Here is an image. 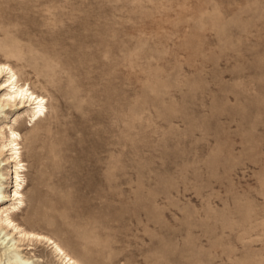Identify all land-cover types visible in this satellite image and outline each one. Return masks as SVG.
<instances>
[{"label": "rangeland", "instance_id": "374dc122", "mask_svg": "<svg viewBox=\"0 0 264 264\" xmlns=\"http://www.w3.org/2000/svg\"><path fill=\"white\" fill-rule=\"evenodd\" d=\"M0 61L47 99L0 109L25 228L80 264H264V0H0Z\"/></svg>", "mask_w": 264, "mask_h": 264}, {"label": "bare ground", "instance_id": "6f19581e", "mask_svg": "<svg viewBox=\"0 0 264 264\" xmlns=\"http://www.w3.org/2000/svg\"><path fill=\"white\" fill-rule=\"evenodd\" d=\"M0 91V109L9 106L14 113H18V109L27 107L31 123L45 116L46 97L33 90L28 81H22L13 66L5 61H0ZM13 121L16 122V119L11 120L7 132L0 124V167L2 164L9 167L11 183L7 202L0 205V260L3 257L6 260V254H10L8 258L10 264H37L31 257L19 253L23 249L32 250L39 244L49 248L60 264H80L53 237L29 230L15 218L16 213L24 205L22 191L25 181L23 172L26 167L19 145L21 135L13 126ZM19 245L26 247L18 249Z\"/></svg>", "mask_w": 264, "mask_h": 264}]
</instances>
